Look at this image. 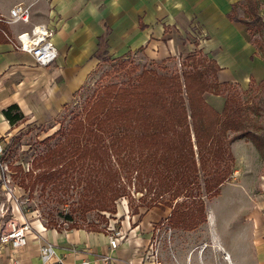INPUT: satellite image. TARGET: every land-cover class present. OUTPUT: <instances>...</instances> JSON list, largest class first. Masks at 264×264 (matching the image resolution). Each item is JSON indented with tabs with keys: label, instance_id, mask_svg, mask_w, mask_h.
Here are the masks:
<instances>
[{
	"label": "trees",
	"instance_id": "16d2710c",
	"mask_svg": "<svg viewBox=\"0 0 264 264\" xmlns=\"http://www.w3.org/2000/svg\"><path fill=\"white\" fill-rule=\"evenodd\" d=\"M241 2L248 16L237 15L236 5ZM241 2L232 6L229 17L245 27L252 43L249 33L263 28L264 21L255 0ZM0 28L6 26L0 23ZM259 48L264 53V43ZM181 64L180 72L158 73L143 67L137 73V65L126 68L120 62L114 70L126 68L125 81L97 84L81 112L46 137L60 135L32 159L30 169L21 173L20 165L12 167L22 175L20 186L33 188L41 182L56 188L61 182L71 184L74 178L81 186L78 205L84 212L115 213L117 200L128 195L133 184V192L141 193L138 200L152 194L147 207H171L164 219L170 227L192 230L204 222L203 195H218L233 172L231 142L245 138L264 157V136L247 126L248 115L237 94H228L220 110L206 100L205 94H217V87L232 86L217 81L220 67L215 60L194 49ZM3 114L11 125L24 119L16 104L3 109ZM35 169L38 172L33 175ZM60 175L66 180L57 181ZM166 193L168 199L159 200ZM133 211L141 214L137 207ZM66 218L70 221L65 229L82 228L70 216ZM87 230L103 231L95 225Z\"/></svg>",
	"mask_w": 264,
	"mask_h": 264
},
{
	"label": "crops",
	"instance_id": "0c3cea01",
	"mask_svg": "<svg viewBox=\"0 0 264 264\" xmlns=\"http://www.w3.org/2000/svg\"><path fill=\"white\" fill-rule=\"evenodd\" d=\"M241 1L13 0L1 5L0 12L7 13L16 3L30 4V22L18 28L37 23L53 28L58 55L49 65H39L29 53L13 49L4 36L0 40V141L12 139L20 124L45 123L56 117L91 77L99 59L96 54L101 52L111 58L140 52L162 59L201 49L220 67L217 81L244 85L250 79H264V60L256 54L245 27L229 17L232 6ZM255 61L261 65L258 76L252 71ZM11 104L24 116L13 125L3 114ZM0 171L4 177L1 165ZM244 220H250V226L238 232V244L222 237L201 257L191 252L189 262L264 264V215L253 218L248 213ZM32 229L25 245L15 249L0 245V264H44L39 247L45 243H51L56 257L65 261L154 264L144 251L153 227L130 228L118 237L115 248L108 243L107 231L46 228L37 222ZM105 255L111 256L108 263L102 260Z\"/></svg>",
	"mask_w": 264,
	"mask_h": 264
},
{
	"label": "rangeland",
	"instance_id": "374dc122",
	"mask_svg": "<svg viewBox=\"0 0 264 264\" xmlns=\"http://www.w3.org/2000/svg\"><path fill=\"white\" fill-rule=\"evenodd\" d=\"M10 1L13 0H0V6L7 5ZM255 2L264 21V0H255ZM236 12L238 16H248L246 5L242 2L236 5ZM249 34L256 54L264 60V53L259 48L260 43H264V27ZM183 57L160 59L139 52L136 55L111 58L101 54L91 77L56 117L45 123L20 124L12 139L0 141L6 149L0 159L5 174L4 177L0 175L2 181L0 230L7 229L11 220L26 221L30 224L31 231L32 225L36 222L47 228L53 224L55 228L60 226L65 229L70 221L66 218L68 216L71 217L72 222L82 228L87 229L95 225L109 234L119 232L121 234L119 237H123L125 231L136 225L143 231L146 227H153V236L144 251L148 255L152 253L151 251H156L157 264H191L189 262L191 252L195 253L197 258L201 257L204 249L208 251L209 246L220 244L222 237L231 244H238L240 241L238 232L250 226V220H244L246 215L250 213L253 218L264 215V157L245 138L231 142L230 150L234 156L233 172L219 187L218 195L213 197L203 195L206 219L192 230L170 227L168 221L164 219L171 207H165L164 210L154 206L147 207L146 203L152 194H148L143 201L138 200L141 193L133 192V184L129 187V194L117 200L115 213L97 209L84 212L78 205L81 186L74 178L71 184L61 182L56 188L52 183L42 186L41 182H36L33 188L28 186L24 189L20 186L22 175L12 169L16 165H20L21 173L30 169L32 159L54 145L60 135L46 137L53 134L60 125L67 126L74 113L81 112L97 84L106 81L117 83L125 81L129 76L126 68L130 65H137V73L143 67L153 68L158 73L171 70L180 72L183 67L181 64ZM122 61L126 63V68L115 71L114 68H117ZM260 67L261 65L255 61L252 69L255 76L261 71ZM231 84L229 89L217 87V94L206 93V100L221 109L228 94H237L241 107L248 115L247 126L264 136V79H253L244 85L237 82ZM37 172L38 169H35L33 175ZM62 180H66V177L60 175L57 181ZM166 199H168L167 193L159 198L163 202ZM181 200L182 197H179L178 201ZM134 207L139 209L140 215L134 213ZM148 221L150 224L147 226Z\"/></svg>",
	"mask_w": 264,
	"mask_h": 264
},
{
	"label": "built area",
	"instance_id": "2783aa9c",
	"mask_svg": "<svg viewBox=\"0 0 264 264\" xmlns=\"http://www.w3.org/2000/svg\"><path fill=\"white\" fill-rule=\"evenodd\" d=\"M29 22L30 4L19 2L12 5L7 13L0 12V23L7 26L6 29L0 28V31L13 49L29 53L39 65H49L58 55V50L53 42L55 31L43 23L32 24L28 29L18 28V25ZM11 27H13V30H11ZM3 153L4 145L0 142V159ZM30 231V224L26 221L11 220L8 222L7 229L0 230V245L7 244L11 248H19L27 243V235ZM120 235L119 232L108 235V243L111 248L117 246ZM151 252L148 258L151 259V262L157 264V260H155L157 252ZM39 256L44 264H90L87 259L65 261L61 257H56L51 243H45L39 247ZM102 260L104 263H108L111 256L105 255Z\"/></svg>",
	"mask_w": 264,
	"mask_h": 264
},
{
	"label": "bare ground",
	"instance_id": "6f19581e",
	"mask_svg": "<svg viewBox=\"0 0 264 264\" xmlns=\"http://www.w3.org/2000/svg\"><path fill=\"white\" fill-rule=\"evenodd\" d=\"M227 253V252H226ZM228 254V253H227ZM227 254H225V258H226V260L229 258V256L227 255ZM228 261V260H227Z\"/></svg>",
	"mask_w": 264,
	"mask_h": 264
}]
</instances>
